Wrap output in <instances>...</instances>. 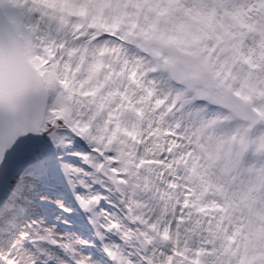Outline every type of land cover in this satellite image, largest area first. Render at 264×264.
<instances>
[{
  "label": "snow or ice",
  "instance_id": "1",
  "mask_svg": "<svg viewBox=\"0 0 264 264\" xmlns=\"http://www.w3.org/2000/svg\"><path fill=\"white\" fill-rule=\"evenodd\" d=\"M253 12L264 0H0V264H264ZM186 21L210 56L173 51L162 25Z\"/></svg>",
  "mask_w": 264,
  "mask_h": 264
},
{
  "label": "clouds",
  "instance_id": "2",
  "mask_svg": "<svg viewBox=\"0 0 264 264\" xmlns=\"http://www.w3.org/2000/svg\"><path fill=\"white\" fill-rule=\"evenodd\" d=\"M235 2L239 5H252L259 6L262 0H235ZM206 3L209 6L214 4V0H206ZM225 24L230 26V28L239 33L240 28L237 27L230 19H227L223 16V13H218L217 15V25ZM248 23L255 27V31L253 34L247 36V45H246V53L253 54L254 57L258 60L259 57L264 54V35L261 33L264 32V12H253L252 15L248 18ZM162 27H167L169 35L176 37V44L173 46V51L178 52L183 49L185 51H190L196 54L203 53L204 49H209L208 55H211V49L214 48L215 42L211 40H203L200 39L201 31L203 25L199 22L195 21H186V27L181 32H175L172 30L170 25H162ZM108 41L114 44L116 47H120L122 42L119 40H113L111 36L105 37ZM123 47L127 50V54L130 59H137L143 56L145 64L151 61L150 56H146L142 53L141 49L136 47L131 43H123ZM223 51V49H222ZM219 55V53H218ZM238 66V69L239 70ZM154 78L157 80L158 84H161L162 81L167 82L168 77L167 74L163 71H158L154 73ZM261 78L264 79V73L261 74ZM173 87H182L179 83L173 85ZM169 91L168 87H161V93L165 94ZM189 99H191L189 94ZM191 105H189L190 107ZM255 129V134L253 139L259 141L264 139V120H258L256 125H253ZM246 166L252 171L250 173L245 174L246 181H256L261 173L264 170V152L256 151L255 148H250L247 154V164Z\"/></svg>",
  "mask_w": 264,
  "mask_h": 264
}]
</instances>
